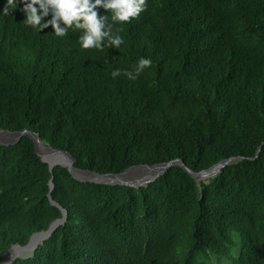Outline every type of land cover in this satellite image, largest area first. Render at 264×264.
<instances>
[{"label": "trees", "instance_id": "16d2710c", "mask_svg": "<svg viewBox=\"0 0 264 264\" xmlns=\"http://www.w3.org/2000/svg\"><path fill=\"white\" fill-rule=\"evenodd\" d=\"M22 8L0 15V129L101 173L242 159L209 183L174 166L136 188L52 172L27 136L0 145V264L63 216L51 197L66 221L12 264H264V0H148L103 51L34 31ZM141 57L151 67L128 79Z\"/></svg>", "mask_w": 264, "mask_h": 264}, {"label": "clouds", "instance_id": "9594fccd", "mask_svg": "<svg viewBox=\"0 0 264 264\" xmlns=\"http://www.w3.org/2000/svg\"><path fill=\"white\" fill-rule=\"evenodd\" d=\"M19 5H23L25 25L34 31L41 33L50 26L58 38L66 37L70 30L79 32L77 43L81 49L103 51L105 47L120 48L124 40L113 31L114 24L124 25L138 19L146 11L148 0H5L0 15H8ZM151 65L150 58L141 57L134 71H126L124 75L135 80ZM111 75L115 78L120 71L114 70Z\"/></svg>", "mask_w": 264, "mask_h": 264}, {"label": "water", "instance_id": "95a60500", "mask_svg": "<svg viewBox=\"0 0 264 264\" xmlns=\"http://www.w3.org/2000/svg\"><path fill=\"white\" fill-rule=\"evenodd\" d=\"M29 137L34 142L35 152L42 160L48 163L50 170L53 172L56 166L67 167L72 175L82 182H93L108 185H126L136 188L146 187L164 175L170 168L180 166L195 178L199 185L202 181L209 183L210 180L222 173L223 168L237 163L242 159L241 156H233L219 161L213 166L196 172L189 168L183 159L177 158L167 162L157 164L135 165L119 173H101L96 170L81 168L76 165L77 159L69 152L55 148L52 144L45 142L40 134L30 129L13 131L9 129H0V145L17 144L23 137ZM52 153L53 158H49L47 153ZM259 154V153H258ZM257 154V155H258ZM55 184L51 181V190ZM52 203L59 206L63 211V216L54 220L48 229L34 233L29 241L24 244L12 245L5 253L1 264H12L17 259L28 258L34 255L36 250L44 241L51 237L54 231L66 221L67 211L56 200L51 197Z\"/></svg>", "mask_w": 264, "mask_h": 264}, {"label": "bare ground", "instance_id": "6f19581e", "mask_svg": "<svg viewBox=\"0 0 264 264\" xmlns=\"http://www.w3.org/2000/svg\"><path fill=\"white\" fill-rule=\"evenodd\" d=\"M46 155H48V157L52 159L54 154H52V153L49 152Z\"/></svg>", "mask_w": 264, "mask_h": 264}]
</instances>
